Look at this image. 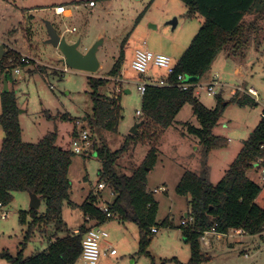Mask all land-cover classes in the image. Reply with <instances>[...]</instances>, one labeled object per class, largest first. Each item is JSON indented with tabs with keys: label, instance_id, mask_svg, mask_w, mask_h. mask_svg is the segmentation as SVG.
Wrapping results in <instances>:
<instances>
[{
	"label": "rangeland",
	"instance_id": "374dc122",
	"mask_svg": "<svg viewBox=\"0 0 264 264\" xmlns=\"http://www.w3.org/2000/svg\"><path fill=\"white\" fill-rule=\"evenodd\" d=\"M88 1L0 0V6L6 3L20 12H27L22 21L18 19V22L11 23L18 28L12 26L8 37L2 39L4 54L8 57L27 55L33 59L31 65L20 67L19 74L13 72L12 66L7 67V94L15 100L24 143L35 144L47 134L55 133L56 145L74 154V134L81 127L89 130L84 119L92 115L90 95L94 89L90 87L89 79H109L106 84L97 86L95 91L104 97L118 95L122 108V117L114 132H106L99 139L89 130L85 154L72 156L68 171L69 198L62 205L58 222L37 225L25 242L24 237L32 221L28 193H14L11 204L0 208V251L15 256L24 243L23 256L31 257L46 249L50 241L74 234L75 230L86 226L80 205L90 190L97 186L101 169V161L94 154L95 146L106 144L112 152L119 150L131 135L132 128L143 121L137 128V134L132 135L135 138L130 148L119 157L116 169L119 174L131 175L142 165L150 148H156V163L147 174L146 189L158 203L157 232L148 233L149 243L144 251H140L138 225L115 214L104 228L109 236L110 249L115 250L116 256L108 255L99 264H187L190 246L182 237L180 222L189 212V204L188 198L176 194L175 188L185 171L200 169L202 145L188 131V126L199 128L200 123L188 104L182 107L167 129L144 120L141 95L136 85L139 78L131 69V62L134 50L141 48L145 42L148 51L166 55L175 65L198 32L203 18L197 14L187 16L188 9L180 0H93L95 9L83 7V3ZM59 3L69 8L71 13L55 15L52 9ZM174 20L176 25L172 29L170 22ZM46 21L68 43L79 41L78 49L83 53L102 40L96 53L99 70L94 74L72 69L63 72L60 52L47 43ZM241 24L240 33L218 52L201 77L202 87L195 95L209 110L215 109L218 101L224 106L212 135L226 141V145L210 149L207 159L209 180L214 185L223 178L243 142L256 128L263 110L261 104L237 89L245 91L253 88L259 99H264V15L251 12ZM11 31H18L17 40L10 39ZM119 57V82H115L109 73ZM213 75L218 76L214 87L216 95L208 96L203 85ZM3 79L4 73L0 71V104ZM124 90L130 93L125 94ZM1 134L4 135V131L0 126V145ZM259 168L256 170L259 171ZM256 170L246 171L255 182L258 178ZM160 187L166 188V191L153 193ZM108 191L103 194L108 201H112ZM44 212L45 201H41L37 216H42ZM164 221L168 226L162 225ZM259 235L252 238L247 235L225 236L220 239L209 235L210 249H205L200 243L201 251L208 258L201 264H264V231ZM0 264L9 263L0 259ZM75 264L82 262L77 260Z\"/></svg>",
	"mask_w": 264,
	"mask_h": 264
},
{
	"label": "trees",
	"instance_id": "16d2710c",
	"mask_svg": "<svg viewBox=\"0 0 264 264\" xmlns=\"http://www.w3.org/2000/svg\"><path fill=\"white\" fill-rule=\"evenodd\" d=\"M188 9V15L197 14L203 23L187 49L175 64L174 72L184 74L191 82H197L208 71L218 52L231 43L240 33V25L251 12L264 15V0H180ZM139 16L137 19H139ZM19 60L18 55L9 56ZM7 54L0 59V71L7 81ZM5 62V64H4ZM121 57L115 62L109 75L117 77ZM13 67V66H12ZM109 79H89L92 115L86 123L92 135L99 139L106 132H114L121 120V104L118 95L104 97L96 93L97 86ZM194 90L178 91L175 88L148 87L141 96V113L144 120L161 129L170 127L179 111L190 105L199 128L188 126V131L199 139L202 157L199 171H185L176 185L175 192L188 197L192 224L180 226L182 237L190 246L187 264H201L207 260L200 248L203 233L214 228L216 233L226 235L230 230L242 229L247 236H256L264 231V185L253 181L246 171L264 166V117H261L223 178L212 184L209 180L208 154L212 148H221L226 141L212 135L221 115L223 105L219 101L215 109L209 110L194 95ZM0 126L4 137L0 146V205L7 207L13 193H33L45 201V212L37 216V210L29 209L32 219L24 241L39 224L58 222L63 203L69 198L68 171L72 156L69 150L56 145V134L49 133L35 144L22 141L18 109L14 98L2 93L0 104ZM76 135V134H74ZM74 137V136H73ZM135 136L128 135L124 144L114 152L106 144L95 146V155L101 161L99 181H104L113 193L110 211L124 220L134 221L139 228V247L144 251L149 243V230L155 227L158 203L152 193L147 192V174L156 163V148L151 147L142 165L131 175L119 174L116 164L123 152L131 146ZM86 226L78 234H67L57 238L42 252L31 257L23 256L21 250L11 256L0 251V259L9 264H75L79 260L82 239L91 223L102 225L106 218L98 207L91 203L90 193L80 205ZM112 217V218H113ZM90 223V224H89ZM162 225L168 226L167 221ZM174 260V259H172ZM177 263V262H176ZM178 264V263H177Z\"/></svg>",
	"mask_w": 264,
	"mask_h": 264
},
{
	"label": "built area",
	"instance_id": "2783aa9c",
	"mask_svg": "<svg viewBox=\"0 0 264 264\" xmlns=\"http://www.w3.org/2000/svg\"><path fill=\"white\" fill-rule=\"evenodd\" d=\"M94 1H90L88 3L89 7H94ZM67 8L64 6H57L53 8V12L55 15L63 16L67 14ZM74 30V29H73ZM68 31V30H67ZM33 59L27 55H22L19 60H15L13 58L8 59V63L13 66V72L15 74L20 73L21 66L31 65ZM175 65L171 64L170 58L163 54H155L147 50L145 47V43L141 48H138L134 51L133 60L131 62V69L138 74L137 81V91L142 96L146 89L150 86L159 87V88H175L178 91H188L193 89L194 95H197V89L202 87L200 85V80L197 82H191L189 78H187L184 74H176L174 72ZM164 71L163 73H158L159 71ZM63 72H67L68 68L63 66ZM115 82H119V78L115 77ZM218 83V76L213 75L208 83L203 85V89L206 90L208 96H215L216 93L214 91L215 85ZM119 90V89H118ZM117 90V91H118ZM237 91L244 92L248 97L252 98L253 101L257 104H261L263 106V110L261 112V117H264V99H259L258 93L253 88H247L245 91L237 89ZM137 114H141L138 113ZM74 154H85L86 152V143L89 139V130L87 128H82L80 131L76 132V137H74ZM256 183L260 186L264 185V166L259 168L258 178ZM110 190L104 181H100L97 183L96 187H93L90 190L91 203H93L100 212L104 213L106 218H112L113 214L110 211V207L113 203V193L112 191H108V195L112 197V201H108L104 196V191ZM166 188L160 187L158 189H154L153 193L157 192H165ZM0 208L1 205H0ZM189 213V212H188ZM88 221L90 218L87 217ZM193 218L190 214H187V217H184L180 226H188L192 224ZM151 233H156L157 228L152 227L150 229ZM74 234H78V231H75ZM209 235H214L216 239H220L222 237L233 238L235 236H243L245 232L242 229L230 230L226 235L218 234L214 230V228L210 229L203 233L200 238V243L203 245L205 249H209L211 244L209 240ZM108 238V233L102 229L99 225H89L86 233L82 239V248L79 260L82 264H97L102 258L107 255H116L114 249H108L103 251L101 248V243ZM245 257H247L245 255Z\"/></svg>",
	"mask_w": 264,
	"mask_h": 264
},
{
	"label": "water",
	"instance_id": "95a60500",
	"mask_svg": "<svg viewBox=\"0 0 264 264\" xmlns=\"http://www.w3.org/2000/svg\"><path fill=\"white\" fill-rule=\"evenodd\" d=\"M170 24L172 25V29H173L176 25V21L174 20L173 22H170ZM45 27L48 34L47 43L60 52L62 56L61 62L64 66H66L68 69L85 72L89 74H94L99 70L100 64L99 61L97 60L96 53L98 47L102 44V40H98L87 51L83 53L78 49L79 41L74 43H68L63 36L57 33L56 29L48 21L45 22ZM3 54H4L3 47L0 46V59L3 57ZM7 92H8V85L4 78L2 93H7ZM124 93L129 94V90H124ZM142 124L143 121L135 125L130 131V134L136 135L137 128ZM28 195H29V209L38 210L41 204V200L33 193H29ZM184 217H187V214H185Z\"/></svg>",
	"mask_w": 264,
	"mask_h": 264
},
{
	"label": "crops",
	"instance_id": "0c3cea01",
	"mask_svg": "<svg viewBox=\"0 0 264 264\" xmlns=\"http://www.w3.org/2000/svg\"><path fill=\"white\" fill-rule=\"evenodd\" d=\"M90 1H93V0H89L87 3H83V7L84 8H88V9H95L96 8V4L94 5V7H89L88 6V3L90 2ZM1 4V3H0ZM57 6H64V5H62V3H59V4H57L55 7H57ZM64 7H66V6H64ZM186 7V6H185ZM54 8V7H53ZM67 8V7H66ZM68 10H67V14L66 15H69L70 13H71V11H70V9L69 8H67ZM53 10V9H52ZM26 13L27 12H25V11H22V12H20V11H18V9H14V8H12V7H10L9 5L7 6V4L6 3H2V5L0 6V16H1V18H0V41L2 40V39H6V37H8V30L9 29H11L12 28V26H15V28H18V25H11V23L12 22H15V20L18 22V19L19 20H21L22 21V17L24 16L25 17V15H26ZM5 19V20H4ZM11 19V20H10ZM1 20H4V21H1ZM20 28V27H19ZM73 31H75V29L73 30ZM61 35V34H60ZM9 36H11V40H15L14 38H16V40L18 39V36H19V34H18V31H16L15 33H12V31H11V33H9ZM20 38V37H19ZM24 41L25 39H23V38H21V41ZM25 42V41H24ZM145 43V42H144ZM143 43V44H144ZM3 44H5L4 43V41L2 40V42H0V46H3ZM145 47L147 48V46H146V43H145ZM136 50V49H135ZM134 50V51H135ZM4 52H5V49H4ZM134 53V52H133ZM239 72V75H240V71H238ZM119 74V73H118ZM118 77V76H117ZM115 78V77H114ZM130 93V92H129ZM84 119H86V117L84 118ZM1 136H2V138H3V134H1ZM1 138V139H2ZM3 140V139H2ZM1 146V145H0ZM252 170H254V169H252ZM256 170V169H255ZM257 172L255 173L257 176H258V170H256ZM250 177V176H249ZM180 178H181V176H180ZM179 179V178H178ZM180 180V179H179ZM179 180H178V182H179ZM177 182V183H178ZM148 191V190H147ZM14 194V193H13ZM12 194V195H13ZM89 194V193H88ZM188 198V197H187ZM114 218V217H113ZM113 218H111V219H113ZM110 219V220H111ZM109 221V220H108ZM107 222V221H106ZM106 222L105 223H103L102 225H99L102 229H104L105 230V228H104V226H105V224H106ZM90 224V223H89ZM75 231H77V230H75ZM74 231V232H75ZM262 234V233H261ZM140 235V234H139ZM258 236H260V235H256V236H249V237H258ZM109 237V236H108ZM140 237V236H139ZM109 239L107 238V240H105V241H103L102 243H101V248H102V250L103 251H106V250H108V249H110L111 248V244L109 243V241H108ZM51 242V241H50ZM210 244H211V242H210ZM211 247V246H210ZM210 249V248H209ZM108 256V255H107ZM106 256V257H107ZM109 256H111V255H109ZM114 256H116V255H113V256H111V257H114ZM105 258V257H104ZM102 260L103 259H101L97 264H99V263H102ZM80 261V260H79Z\"/></svg>",
	"mask_w": 264,
	"mask_h": 264
}]
</instances>
